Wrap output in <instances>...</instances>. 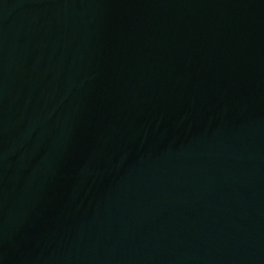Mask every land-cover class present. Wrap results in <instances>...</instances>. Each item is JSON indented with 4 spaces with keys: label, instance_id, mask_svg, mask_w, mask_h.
I'll list each match as a JSON object with an SVG mask.
<instances>
[{
    "label": "water",
    "instance_id": "water-1",
    "mask_svg": "<svg viewBox=\"0 0 264 264\" xmlns=\"http://www.w3.org/2000/svg\"><path fill=\"white\" fill-rule=\"evenodd\" d=\"M152 0H0V264H88Z\"/></svg>",
    "mask_w": 264,
    "mask_h": 264
}]
</instances>
